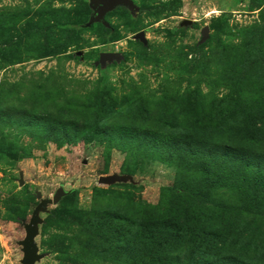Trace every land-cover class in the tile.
<instances>
[{
    "label": "rangeland",
    "instance_id": "rangeland-1",
    "mask_svg": "<svg viewBox=\"0 0 264 264\" xmlns=\"http://www.w3.org/2000/svg\"><path fill=\"white\" fill-rule=\"evenodd\" d=\"M133 1L136 10L117 5L98 22L91 21L93 0H0V264H21L36 194L51 198L60 186L75 191L39 212L35 241L43 257L35 264H132L115 252L102 256L100 233L81 227L83 216L114 200L123 206L131 195L138 210L122 207L125 216L137 220L149 205L160 208L150 218L163 217L160 206L173 202L180 174L176 163L118 142L109 148L95 139L61 145L39 139L23 126L29 117L52 111L59 120L128 124L136 116L147 118L151 130L210 135L235 120L245 133L264 131V0ZM106 51L119 59L99 64ZM68 103L76 107L65 109ZM162 113L175 126H166ZM203 174L181 173L201 197L186 205L199 211L196 205L235 204L226 188L204 185ZM106 175L127 180L98 184ZM252 197L244 232H258L264 247L263 201ZM57 208L67 212L65 223ZM186 251L157 264H190ZM233 259L228 264H248Z\"/></svg>",
    "mask_w": 264,
    "mask_h": 264
},
{
    "label": "trees",
    "instance_id": "trees-1",
    "mask_svg": "<svg viewBox=\"0 0 264 264\" xmlns=\"http://www.w3.org/2000/svg\"><path fill=\"white\" fill-rule=\"evenodd\" d=\"M75 107L68 103L65 109ZM162 115L166 126H175V119L166 117L164 113ZM132 117V122L128 124L107 123L105 119L91 123L90 120H76L74 117L59 120L50 111L31 116L23 123L24 128L34 130L39 139L56 144L95 139L106 142L111 148L118 142L126 149L138 153L143 151L144 155L161 157L177 164L180 173L177 188L170 191L173 202L160 206L165 210V216L150 218L154 207L149 205L144 207L148 209L137 220L133 215L125 216L122 207L132 206L133 211L138 210V204L135 205L131 195L123 206L114 200L108 202L105 208L99 204L85 213L80 226L96 227L104 243L102 256L115 252L132 264H157L166 256L177 259L185 248L189 250L186 252L190 254V264H199L202 260L207 264L213 263L224 256L230 257L224 260L225 264L234 260L233 257L253 264L257 258L264 257V247L260 244L263 239L259 233L244 232L248 230L245 225L252 221L250 217H245L248 205L252 204V196L260 195L264 206V131L262 134L245 133L233 120L225 125L223 134L165 129L160 132L145 126L143 122L147 118ZM190 169L204 172L203 184L211 183L214 192L226 188L229 197L236 200L235 204L222 206L215 202L210 208L196 205L199 211L186 205L185 201L189 199H201L199 194L191 193L188 183L181 179V173L185 174ZM74 191L71 189L65 197ZM94 200L95 205L99 203L97 195ZM58 209L53 213L60 212L63 216L58 221L65 223L67 212ZM154 210L159 212L160 208ZM261 213L260 223L264 220V211Z\"/></svg>",
    "mask_w": 264,
    "mask_h": 264
},
{
    "label": "water",
    "instance_id": "water-1",
    "mask_svg": "<svg viewBox=\"0 0 264 264\" xmlns=\"http://www.w3.org/2000/svg\"><path fill=\"white\" fill-rule=\"evenodd\" d=\"M95 2V10L92 14L91 21L103 22V18L106 13L111 11L117 5H122L129 7L133 10L137 9V6L133 0H93ZM189 21H186L187 23ZM209 27L203 29L204 38H208ZM138 35H142L139 33ZM119 56L111 51L102 52L99 54V64H104L106 62H111L113 60H118ZM127 180L125 176L117 175H106L98 178V184H111V183H123ZM70 190H65L63 186L58 187L51 198H42L41 194L38 192L36 198L39 200L38 204L33 209L29 222L24 225L25 237L21 242L23 257L21 264H35L40 260L43 255L38 254V247L35 241L38 235L37 225L40 224L41 219L38 214L40 211H46L47 207L57 206L61 199L67 195Z\"/></svg>",
    "mask_w": 264,
    "mask_h": 264
}]
</instances>
